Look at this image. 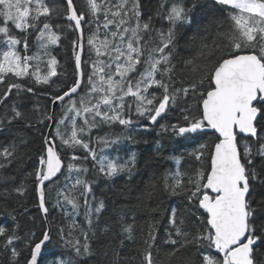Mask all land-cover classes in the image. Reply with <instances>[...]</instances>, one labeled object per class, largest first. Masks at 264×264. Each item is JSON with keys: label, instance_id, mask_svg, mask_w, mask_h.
Instances as JSON below:
<instances>
[{"label": "snow or ice", "instance_id": "6c2138e0", "mask_svg": "<svg viewBox=\"0 0 264 264\" xmlns=\"http://www.w3.org/2000/svg\"><path fill=\"white\" fill-rule=\"evenodd\" d=\"M196 7V0L190 8L159 0L155 12L143 0H0V131L13 122L37 130L28 174L36 206L45 225L50 208L70 218L67 232L48 225L37 236L9 214L13 224L0 226L9 264H45L54 241L76 257L91 256L106 205L86 164L107 178L131 173L136 154L124 160L109 151L135 142L137 127L153 126L183 148L160 183L199 214L170 209L160 244L149 224L140 264H157L153 249L161 246L162 264H264V0H212V43L202 40L178 61L176 29L194 23ZM157 19L168 26L157 27ZM65 41L71 81L62 79L67 70L55 54ZM37 96L47 104L29 105ZM27 143L0 147V170L22 159ZM14 179L0 172L6 192ZM12 191L23 196L28 188ZM121 231L132 240L134 223ZM52 255L59 257L52 264H77L69 253Z\"/></svg>", "mask_w": 264, "mask_h": 264}, {"label": "trees", "instance_id": "16d2710c", "mask_svg": "<svg viewBox=\"0 0 264 264\" xmlns=\"http://www.w3.org/2000/svg\"><path fill=\"white\" fill-rule=\"evenodd\" d=\"M158 2L159 0H143V3L152 12H155ZM196 2L197 7L189 13L194 23L183 24L176 29L178 61L194 54L202 40L211 44L215 36L214 30L207 27L214 15L212 0H196ZM183 3L190 8L193 0H183ZM155 23L157 27L166 28L168 26L166 21L162 23L159 19ZM55 54L67 70L62 79L71 81L73 54L70 42L65 41L63 47L56 50ZM3 90V86H0V93ZM37 102L41 105L47 104V100L43 97L28 98L29 105H35ZM3 114V106L0 105V116ZM57 115H59V110H57ZM108 131L119 133L122 129L113 128ZM131 134L135 142L124 140L119 146L118 153L109 151L110 155L118 154L124 160L135 153L136 163L131 173L125 171L115 177L107 178L95 172L91 161L86 164L90 169L88 178L97 181L94 186V195L97 200H103L106 205L97 222L96 237L91 238L93 254L76 257L75 253L71 249L65 248L62 242L54 241L43 252L42 258L45 264H52L54 259H59L52 255L54 252L71 254L77 264H140L144 248L143 241L146 239L149 224L154 226L153 231L157 235V243L160 244L168 228L170 209H176L178 212L187 209L186 215L189 217L196 213V209L188 204L185 196L170 195L160 183V177L163 174L173 171L177 167L176 161L171 157L179 155L183 151L179 139L169 133L161 132L158 126L150 127L147 130L137 127V130ZM21 138L28 142L26 147H21V151L25 155L6 169L0 170L3 175L15 178L8 182L7 192L5 186L0 185V226L10 227L13 221L9 214L16 215L22 230L33 229L39 236L41 230L48 225H45L42 220L43 213L36 206L32 179L28 176L33 171L36 155L39 152V133L35 128H26L22 123L13 122L0 131V147L7 146L13 141L19 144ZM183 168L182 161L181 170ZM21 183L28 188V191L23 196H18L12 191V188ZM24 209H27L26 213ZM48 218L51 227L55 229L63 227L66 232L68 231L70 218L65 217L60 211L50 208ZM77 219L82 221L83 217H77ZM125 223H134V238L132 240H128L126 235L122 234L121 226ZM106 228L109 231L105 232ZM74 235L79 236V232H75ZM164 252L163 246L153 249L157 264H162ZM0 264H9L8 254L2 249H0ZM21 264H23V258Z\"/></svg>", "mask_w": 264, "mask_h": 264}, {"label": "water", "instance_id": "95a60500", "mask_svg": "<svg viewBox=\"0 0 264 264\" xmlns=\"http://www.w3.org/2000/svg\"><path fill=\"white\" fill-rule=\"evenodd\" d=\"M47 221H48V222H47V225H50L49 218H47ZM50 226H51V225H50Z\"/></svg>", "mask_w": 264, "mask_h": 264}]
</instances>
